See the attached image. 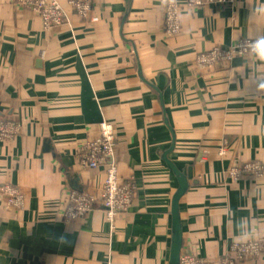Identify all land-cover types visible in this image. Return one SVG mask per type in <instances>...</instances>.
I'll list each match as a JSON object with an SVG mask.
<instances>
[{"label": "crops", "instance_id": "obj_1", "mask_svg": "<svg viewBox=\"0 0 264 264\" xmlns=\"http://www.w3.org/2000/svg\"><path fill=\"white\" fill-rule=\"evenodd\" d=\"M60 2L64 21L47 28L38 10L0 0V115L21 123L15 138L0 140V186L26 195L20 210L0 198V264H169L179 180L163 154L173 141L168 158L190 181L180 200L182 253L226 256L244 237L241 220L264 233V172L227 174L249 160L264 165L255 79L264 63L244 52L217 70L193 68L198 52L248 37L246 0H177L174 35L160 0H93L86 18ZM104 120L115 126L131 205L112 223L101 202L66 220L71 190L103 188L106 167L81 166L79 148ZM233 264H264V251Z\"/></svg>", "mask_w": 264, "mask_h": 264}, {"label": "built area", "instance_id": "obj_2", "mask_svg": "<svg viewBox=\"0 0 264 264\" xmlns=\"http://www.w3.org/2000/svg\"><path fill=\"white\" fill-rule=\"evenodd\" d=\"M192 5H202L207 2L227 3L233 0H188ZM19 3L36 9L40 12L45 27L62 24L64 21V9L60 0H18ZM69 6L79 16L86 18L91 16L93 0H68ZM178 4L166 9L167 33L177 34L181 31V20ZM95 17H92V20ZM244 40V39H241ZM232 47V46H231ZM224 49L216 46L208 51L198 52L193 60V68L202 70H217L219 67L232 61L237 55L247 51ZM21 129V123L5 119L0 115V140L15 138ZM117 138L115 126L112 122L104 120L99 123L94 137L89 138L79 148V163L85 168L106 167V175L103 188L96 194L88 191L71 190L67 204L63 209V217L73 220L93 210L98 202H101L109 221L113 222L115 215L120 211L129 209L133 199V188L130 183L122 181L115 155V141ZM227 145L219 148L220 154H225ZM264 165L258 160H249L239 164H233L227 171L230 178L237 180L245 174L254 173L262 175ZM0 198L6 200V206L11 210L25 208L26 195L15 185L3 184L0 186ZM101 199V200H100ZM100 200V201H99ZM264 251V233L251 234L248 237L234 239L231 242L229 253L218 259H205L192 252L181 254V264H233L243 258H251Z\"/></svg>", "mask_w": 264, "mask_h": 264}, {"label": "clouds", "instance_id": "obj_3", "mask_svg": "<svg viewBox=\"0 0 264 264\" xmlns=\"http://www.w3.org/2000/svg\"><path fill=\"white\" fill-rule=\"evenodd\" d=\"M246 2L249 5L246 21H249L250 32L244 40L237 38L233 42L229 55L233 50H244L256 61L264 63V2L261 0H246ZM160 4L162 8L169 9L177 4V0H160ZM255 79L258 81V90L264 91V77H255ZM239 228L242 236L248 237L251 234L247 220H241Z\"/></svg>", "mask_w": 264, "mask_h": 264}, {"label": "water", "instance_id": "obj_4", "mask_svg": "<svg viewBox=\"0 0 264 264\" xmlns=\"http://www.w3.org/2000/svg\"><path fill=\"white\" fill-rule=\"evenodd\" d=\"M140 76L145 80L141 68L139 69ZM161 98L163 94L160 91ZM175 141L172 146L163 154L164 160L169 167L175 172L179 180V187L173 196L172 201V244H171V256L169 264H181V254L183 247V226L180 213V200L190 187V181L187 175L181 171L169 158L168 154L174 149Z\"/></svg>", "mask_w": 264, "mask_h": 264}]
</instances>
